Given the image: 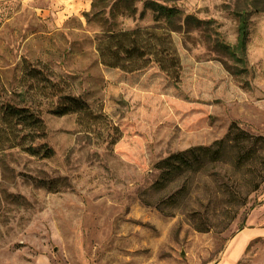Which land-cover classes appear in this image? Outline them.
<instances>
[{"label":"rangeland","instance_id":"obj_1","mask_svg":"<svg viewBox=\"0 0 264 264\" xmlns=\"http://www.w3.org/2000/svg\"><path fill=\"white\" fill-rule=\"evenodd\" d=\"M93 1L69 12L53 0H0V105L39 104L35 146L52 150L0 152V264H264V186L232 219L201 173L181 198L168 199L185 177L155 186L160 161L210 146L232 123L264 138V11L250 17L242 66L216 45L235 44L234 0H152L208 22L172 33L175 81L155 64L102 66L99 41L150 27L154 14L146 0ZM43 75L59 88L54 103L72 96L82 109L46 113L51 99L31 90L20 102ZM200 217L221 224L198 232Z\"/></svg>","mask_w":264,"mask_h":264},{"label":"trees","instance_id":"obj_2","mask_svg":"<svg viewBox=\"0 0 264 264\" xmlns=\"http://www.w3.org/2000/svg\"><path fill=\"white\" fill-rule=\"evenodd\" d=\"M172 1L176 0H163ZM143 8L153 12L154 24L144 29L108 34L98 43V60L104 67L119 69L126 73L141 71L155 64L170 79L177 81L181 66L172 41V33L204 29L208 22L192 15L184 16L175 7L152 0H146ZM131 11L135 12L134 9ZM231 11L236 19L235 44L231 47L223 43L216 45L233 61L245 66L250 17L264 11V0H234ZM42 80V85H30L27 90L20 92L19 101H26L27 92L31 90L34 92L33 95L42 94L51 99L45 108L46 113L64 116L82 109L80 99L72 96L60 95L54 103L53 100L59 95L57 84L51 82L47 75H43ZM39 107V104L32 102L28 106L8 102L0 105V152L17 149L32 156L40 150L44 158L52 155V150L46 146L40 148L35 146V138L39 137L40 129L43 128L39 118L41 111ZM24 130H27L26 134L21 135ZM227 161L231 162V167L223 169L220 164ZM157 169L160 170V177L155 183L157 187L164 188L177 178L185 177L178 192L168 199H173L177 195L181 198L182 193L190 187L193 174L201 173V176L214 183L220 194L219 207L223 214L232 215L230 216L232 219L236 215V210L247 205L249 196L264 186V138L250 135L241 130L236 123H232L227 134L210 146L193 147L171 154L157 164ZM209 170H213L214 173L211 174ZM143 201L144 204L151 206L150 202L144 199ZM244 213H247L246 210ZM243 219L245 221L246 216ZM194 221L195 230L198 232L211 231L221 224L207 217H200ZM227 226L228 224H225L223 229Z\"/></svg>","mask_w":264,"mask_h":264},{"label":"crops","instance_id":"obj_3","mask_svg":"<svg viewBox=\"0 0 264 264\" xmlns=\"http://www.w3.org/2000/svg\"><path fill=\"white\" fill-rule=\"evenodd\" d=\"M53 2H55L56 4L62 6V5H66L65 7H67L66 9L70 12V11H77L80 12L81 9L87 10L90 2L89 0H53Z\"/></svg>","mask_w":264,"mask_h":264}]
</instances>
